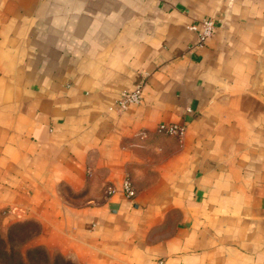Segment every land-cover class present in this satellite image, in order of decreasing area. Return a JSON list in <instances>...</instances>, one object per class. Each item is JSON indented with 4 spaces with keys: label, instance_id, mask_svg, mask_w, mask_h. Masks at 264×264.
I'll return each instance as SVG.
<instances>
[{
    "label": "crops",
    "instance_id": "1",
    "mask_svg": "<svg viewBox=\"0 0 264 264\" xmlns=\"http://www.w3.org/2000/svg\"><path fill=\"white\" fill-rule=\"evenodd\" d=\"M0 222L76 264H264V0H0Z\"/></svg>",
    "mask_w": 264,
    "mask_h": 264
},
{
    "label": "rangeland",
    "instance_id": "2",
    "mask_svg": "<svg viewBox=\"0 0 264 264\" xmlns=\"http://www.w3.org/2000/svg\"><path fill=\"white\" fill-rule=\"evenodd\" d=\"M36 227L35 222H27L21 227H4L0 222V264H66L68 258L48 252L46 255L41 249L27 247L26 239ZM69 261L70 264H76Z\"/></svg>",
    "mask_w": 264,
    "mask_h": 264
},
{
    "label": "built area",
    "instance_id": "3",
    "mask_svg": "<svg viewBox=\"0 0 264 264\" xmlns=\"http://www.w3.org/2000/svg\"><path fill=\"white\" fill-rule=\"evenodd\" d=\"M188 27L191 29L198 30V42L202 43L209 36H211L215 27V22L212 17H201L198 19L197 22L188 24ZM141 92L142 87L139 83L133 86L132 88L122 89L114 102V107L116 108V110H125L129 104L137 103L140 101ZM156 128L160 132H165L169 134L182 135V133L184 132V126L177 123L160 122L157 124ZM123 189L128 196H132L135 193L131 182L127 179L123 181ZM113 190L114 188H110V191Z\"/></svg>",
    "mask_w": 264,
    "mask_h": 264
},
{
    "label": "trees",
    "instance_id": "4",
    "mask_svg": "<svg viewBox=\"0 0 264 264\" xmlns=\"http://www.w3.org/2000/svg\"><path fill=\"white\" fill-rule=\"evenodd\" d=\"M25 223L24 222H18V223H15V224H13L12 225V227L13 226H23ZM36 249H41V250H43L44 252H46L44 249H42L41 247H35ZM48 253L46 252V255H47ZM65 262H66V264H70V261L68 260V259H66L65 260Z\"/></svg>",
    "mask_w": 264,
    "mask_h": 264
}]
</instances>
